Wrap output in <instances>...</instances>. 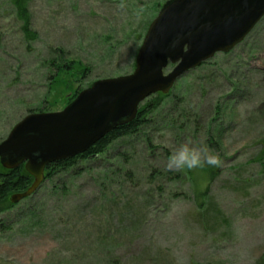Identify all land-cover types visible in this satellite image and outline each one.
I'll list each match as a JSON object with an SVG mask.
<instances>
[{"label":"rangeland","instance_id":"obj_1","mask_svg":"<svg viewBox=\"0 0 264 264\" xmlns=\"http://www.w3.org/2000/svg\"><path fill=\"white\" fill-rule=\"evenodd\" d=\"M14 1L0 0V143L28 115L61 112L95 82L132 74L171 0H27L34 41ZM65 64L73 70L59 73ZM162 100L141 136L0 215V264H264V18ZM175 103L192 111L185 132L183 118L168 126ZM183 144L220 165L169 170ZM208 169L218 178L204 194Z\"/></svg>","mask_w":264,"mask_h":264},{"label":"water","instance_id":"obj_2","mask_svg":"<svg viewBox=\"0 0 264 264\" xmlns=\"http://www.w3.org/2000/svg\"><path fill=\"white\" fill-rule=\"evenodd\" d=\"M263 18L264 0L167 2L149 25L132 74L95 82L61 112L28 115L0 143L4 169L25 165L34 177L12 203L39 190L49 165L84 155L107 134L133 122L147 99L168 95L186 73L232 52Z\"/></svg>","mask_w":264,"mask_h":264},{"label":"trees","instance_id":"obj_3","mask_svg":"<svg viewBox=\"0 0 264 264\" xmlns=\"http://www.w3.org/2000/svg\"><path fill=\"white\" fill-rule=\"evenodd\" d=\"M14 6L17 10V18L22 23V30L25 37L29 41L36 40V34L33 32L31 28V20L28 11L27 0H15ZM203 66V65H202ZM73 70L71 65L59 67L58 72H66L70 73ZM56 78V76H55ZM175 88V87H174ZM174 90V89H173ZM173 90L168 95L158 94L155 96L150 97L148 103L142 104L139 108L138 115L136 119L131 122L130 124L118 127L117 129L113 130L111 133L107 134L104 138L98 141L91 149L86 152L84 155L75 157L73 159L61 161L49 165L46 170V180L58 173H65L71 171L73 169H77V165L82 160H95L100 158L102 155H105L108 149L116 142L121 141L125 138H132L141 136L146 127L150 128L152 125L150 124V120L148 119L149 116L154 115L163 105L164 98H168ZM77 93L72 99L70 97L68 103H72L78 96ZM176 98V97H174ZM177 99V98H176ZM175 100V99H174ZM68 104V105H69ZM177 103L172 105V108L175 110L173 112V116L170 121H168V126L171 123L178 122L177 119L183 118V123H181L179 130L185 132L187 130V126L192 116V111H188L185 108H179ZM169 113V112H168ZM171 114L169 113L167 118H169ZM177 116V117H175ZM165 120V119H164ZM212 140V139H210ZM151 149H154V145L151 142L149 145ZM261 160L264 161V155L260 156ZM129 178H131L130 172H127ZM206 176L208 178V186L205 189L204 194L209 193L210 185L218 178L217 173H215L212 169H208L206 172ZM45 180V181H46ZM34 183V177H32L25 169V166L22 165L17 169L14 170H6L4 169L1 161H0V215L14 209L22 202L29 200L31 197L27 198L26 200L22 201L19 204H13L11 199L13 196L21 193H25ZM36 194V193H35ZM0 224H2L0 222Z\"/></svg>","mask_w":264,"mask_h":264},{"label":"clouds","instance_id":"obj_4","mask_svg":"<svg viewBox=\"0 0 264 264\" xmlns=\"http://www.w3.org/2000/svg\"><path fill=\"white\" fill-rule=\"evenodd\" d=\"M220 163L219 156L210 153L206 148L183 144L169 155L167 168L173 171L193 170L205 166H219Z\"/></svg>","mask_w":264,"mask_h":264},{"label":"flooded vegetation","instance_id":"obj_5","mask_svg":"<svg viewBox=\"0 0 264 264\" xmlns=\"http://www.w3.org/2000/svg\"><path fill=\"white\" fill-rule=\"evenodd\" d=\"M46 178V177H45Z\"/></svg>","mask_w":264,"mask_h":264}]
</instances>
